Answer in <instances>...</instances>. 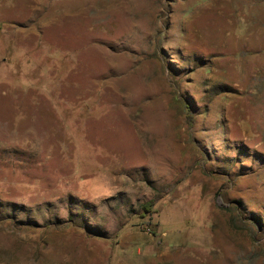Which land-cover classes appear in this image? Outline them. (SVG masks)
<instances>
[{"label": "rangeland", "instance_id": "374dc122", "mask_svg": "<svg viewBox=\"0 0 264 264\" xmlns=\"http://www.w3.org/2000/svg\"><path fill=\"white\" fill-rule=\"evenodd\" d=\"M0 264H264V0H0Z\"/></svg>", "mask_w": 264, "mask_h": 264}, {"label": "trees", "instance_id": "16d2710c", "mask_svg": "<svg viewBox=\"0 0 264 264\" xmlns=\"http://www.w3.org/2000/svg\"><path fill=\"white\" fill-rule=\"evenodd\" d=\"M148 204H151V203H148ZM145 209L148 210V205L147 204H145Z\"/></svg>", "mask_w": 264, "mask_h": 264}]
</instances>
